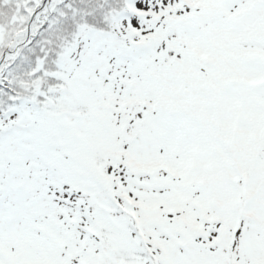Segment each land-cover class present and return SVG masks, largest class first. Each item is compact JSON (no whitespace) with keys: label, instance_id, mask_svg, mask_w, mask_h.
Instances as JSON below:
<instances>
[{"label":"snow or ice","instance_id":"6c2138e0","mask_svg":"<svg viewBox=\"0 0 264 264\" xmlns=\"http://www.w3.org/2000/svg\"><path fill=\"white\" fill-rule=\"evenodd\" d=\"M0 264H264V0H0Z\"/></svg>","mask_w":264,"mask_h":264}]
</instances>
